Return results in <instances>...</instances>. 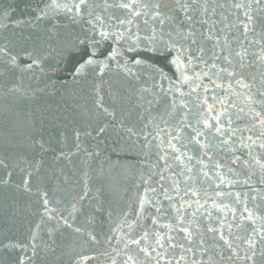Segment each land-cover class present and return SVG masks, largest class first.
Here are the masks:
<instances>
[{
  "label": "snow or ice",
  "instance_id": "6c2138e0",
  "mask_svg": "<svg viewBox=\"0 0 264 264\" xmlns=\"http://www.w3.org/2000/svg\"><path fill=\"white\" fill-rule=\"evenodd\" d=\"M21 3L0 5V189L31 219L0 264H90L133 153L110 264H264V0Z\"/></svg>",
  "mask_w": 264,
  "mask_h": 264
},
{
  "label": "water",
  "instance_id": "95a60500",
  "mask_svg": "<svg viewBox=\"0 0 264 264\" xmlns=\"http://www.w3.org/2000/svg\"><path fill=\"white\" fill-rule=\"evenodd\" d=\"M26 2H30L33 5L39 2V0H26ZM3 4H20L21 10L23 9V3H21V0H0V5ZM17 18H19V14H17ZM26 30L25 34H27ZM2 34V33H0ZM158 65L162 68V70L165 73L171 74V69L168 67L167 63L160 59L156 58V61ZM71 87V86H70ZM80 87H84L81 85ZM77 102L79 103H85V99L81 98ZM168 118V117H166ZM170 123H174V118H168ZM161 127H164L163 124H160ZM167 131V129H165ZM2 131V129H0ZM111 135V134H109ZM173 135L175 133L173 132ZM58 147V145H56ZM101 147L104 148V151L107 153L109 149L105 145H101ZM191 147V146H190ZM2 151V149H0ZM156 152V149H152V153L154 154ZM113 159H115V156H113ZM153 161L155 160V155L152 157ZM122 161L129 166V180L128 181H122L121 186L118 187L114 191H106L105 192V198L107 199L108 202L112 204V216L107 217L104 216L103 214L100 215V218L97 221V224L94 225L96 232L98 234V237L100 238L101 243L95 246L94 251H86L85 254L90 255V256H95V259H93L90 264H110V259L109 257H106L103 255V252L107 251L111 256H115V253L112 252V247H123V243L119 242L115 239V233L111 231L112 228H117V231L120 232L121 235L123 233H128L129 229L127 226L121 223L123 219H127L129 223H131L133 220H136L137 218L135 215L132 213V209L130 205H132V200L130 198V193L125 191V187H130L132 183V176L131 173H136L137 169L140 167L139 164V158L133 154H125L122 156ZM193 163H195L193 161ZM132 165H135V167H131ZM176 165H174L175 167ZM146 168L147 165H144ZM176 170L179 171V168L176 167ZM195 174V173H194ZM165 175L167 176L168 173L166 172ZM239 179H243V177H239ZM255 181V186L259 187V174L257 173L256 176L254 177ZM203 187L207 188L208 186L205 184ZM247 186H242V185H237L234 188L231 189V191H240L241 193L247 191ZM225 191H228V189H225ZM209 195H211V190L209 189ZM251 195V193H249ZM16 194L8 191L5 192L3 189H0V238H3L5 234L10 235L12 237H15L16 235L23 233L26 230L28 220L31 219V217L23 211V201L24 198L20 197L22 205H21V215H17L12 219H8V214L11 213V207L6 208L5 205H11L12 200L15 198ZM203 203V199L201 200ZM223 202H228L227 200ZM134 207V205H132ZM239 207V206H238ZM123 211H129V216L127 218L123 217ZM145 215H148L145 213ZM228 218L231 219V213L228 214ZM170 221L167 219V217H164L160 220V224L164 223H169ZM139 223H144L143 221ZM139 223L136 225H133V232L136 234H139L140 231H142V228L139 226ZM151 221H147V225H150ZM119 225V227H117ZM132 235V233H129ZM108 235L113 236V241L111 243V246L109 243H106V237ZM134 238V237H133ZM58 242L61 240V238L58 236L57 237ZM129 247H134V246H129ZM119 259V258H117Z\"/></svg>",
  "mask_w": 264,
  "mask_h": 264
}]
</instances>
